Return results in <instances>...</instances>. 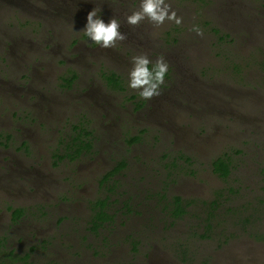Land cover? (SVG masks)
Wrapping results in <instances>:
<instances>
[{
	"label": "rangeland",
	"instance_id": "obj_1",
	"mask_svg": "<svg viewBox=\"0 0 264 264\" xmlns=\"http://www.w3.org/2000/svg\"><path fill=\"white\" fill-rule=\"evenodd\" d=\"M92 1L0 0V264H247L241 244L264 264V0H167L180 25L148 22L102 50L82 31ZM147 41L168 52L165 82L182 94L167 93L156 121L133 111L135 90L99 76ZM100 96L118 101L95 108ZM80 128L92 141L82 153ZM226 153L235 171L222 178L212 162ZM112 158L127 165L104 182ZM240 184L239 198L213 204ZM176 195L182 217L170 214ZM106 198L115 216L94 229L92 204Z\"/></svg>",
	"mask_w": 264,
	"mask_h": 264
},
{
	"label": "flooded vegetation",
	"instance_id": "obj_2",
	"mask_svg": "<svg viewBox=\"0 0 264 264\" xmlns=\"http://www.w3.org/2000/svg\"><path fill=\"white\" fill-rule=\"evenodd\" d=\"M120 2H123L124 1V3H128L129 1L131 2V4H135V10H137L138 8H139V5H140V3H141V1H138L137 2V0H119ZM92 2H95L96 4L95 5H93L95 8H96V10H97V14L100 16V18L101 19H103L106 23H108V22H110V20L113 18V17H115L116 19H118L119 20V22H120V24H121V31L122 32H128V34L129 35H127V37L128 38H130L131 39V36H132V38L134 37V38H136L137 39V37H136V35L137 34H140V31L142 30V27L143 26H145V24L146 25H148V21H144V22H142L139 26H135V27H133V26H130V25H128L127 23H126V17L128 16V15H130L133 11H135V10H132V9H130L129 7H133L130 3H128L126 6H124L123 4H119L118 2H116L115 0H93ZM110 6V7H109ZM107 7H109V8H107ZM107 8V9H106ZM91 10H93V9H91ZM111 12V15H109L107 12ZM86 20V19H85ZM86 22H87V20H86ZM124 32V33H125ZM135 32V33H134ZM143 34H144V32H143ZM139 38V37H138ZM127 40V39H126ZM177 41H179L180 42V40H177ZM177 41H176V39L174 38V39H172L171 40V42H166V44H169L170 46H171V49H169V51H172V53H173V51L175 50V48H176V46H174L176 43H177ZM78 42V41H77ZM76 42V43H77ZM92 43V42H91ZM142 46H144V47H146L145 48V53L144 54H147V56L148 57H150L153 61H155L158 57H160L161 55L165 58V57H167L168 55H167V51L166 50H162L161 48L160 49H158L157 48V46H156V43L155 42H148L147 41V43L146 42H144V43H142V42H139ZM133 46H135L134 44H133ZM78 46L76 45V48H77ZM92 48H98V49H104V48H102V47H100L99 45H95V44H93L92 43ZM136 51H137V55L138 54H140V52H139V49H136ZM131 50H129L128 52H126L125 53V55L127 56V57H129V59H126L125 60V62H126V65L125 66H127V72L129 73V71L131 70V68H132V62H131ZM166 54V55H165ZM77 56H75V58H76ZM118 59V58H117ZM70 61H71V59H70ZM114 63L116 62V69H102V67L100 68V74H99V76H100V79L103 81V84H104V86H106V87H111V88H113V89H115V90H118V91H120V92H126L127 90H128V79H125L126 78V71H125V66H123V67H121L120 65H122L121 63L122 62H120L119 60H116V61H113ZM118 62H120V63H118ZM169 66L171 67V63L169 62ZM117 67H119V68H121V69H118ZM150 67H151V65H150ZM172 67L168 70V74H167V76H166V78L165 79H167V80H170L171 79V74H170V71H172ZM112 73H116L118 76H120V78L123 80V87H121V88H116V87H113L112 85H110V83H109V81H108V78H107V75H110V74H112ZM127 73V74H128ZM73 77L75 76V78L77 77H79V75H78V73H76V72H73ZM74 78V79H75ZM168 83H164V85H162L161 86V95H159V96H157V97H154L152 100H150V101H148V100H144V99H142V98H140L139 97V95H138V93H137V91L135 92V93H133V94H130V95H127V101L131 104V106L132 105H134L135 106V110H133V111H140V110H142V111H144V113H146V114H144L145 116H148L147 118H150V117H154V121H156L158 118H157V114L156 115H154V116H152V114H154V112H157V113H159L160 114V117L161 116H163V110H164V108H165V105H168V103H166V102H163L165 99H166V95H167V93L168 92H173L174 91V95H176V96H182V94H181V91H178V90H175V89H178L177 87H173V86H168L167 85ZM173 88V89H172ZM184 91V90H183ZM103 97H101L100 96V98L97 100V102L96 103H94V107L95 108H106V105L107 106H110V107H112V103L113 104H115L116 105V103H117V99L116 100H114V97L113 98H107V100H108V104L109 103H111V105H108L107 104V102L105 103V102H101V101H104L103 99H102ZM109 100H114V101H109ZM120 103H121V100H120ZM157 103V105H155ZM107 109V108H106ZM121 109H127V107L125 106V104H123V105H121ZM131 108H129L128 107V111L131 113ZM149 111V113L147 114V112ZM165 114V113H164ZM102 115L103 116H108L107 114H104V113H102ZM127 117V116H126ZM128 118H133V115L131 114L130 116H128ZM147 118H144V117H142L141 119H147ZM134 137H131L128 141H127V139H126V141H127V143H129V141H132V139H133ZM136 142V141H135ZM135 142H133V143H135ZM227 154V153H226ZM112 155H110V157H111ZM124 157V155H121L120 156V158H123ZM119 158V159H120ZM119 159H110L111 161H114V162H117ZM178 159V158H177ZM124 160V159H123ZM122 160V161H123ZM122 161H120V162H122ZM117 163H119V162H117ZM126 165H127V162H126ZM233 165V164H232ZM212 167H213V162H212ZM124 168H125V166H124ZM123 168V169H124ZM123 169H121L120 170V172H122L123 171ZM234 171H235V168H234V166H232V168H231V172H230V174H229V176H227L226 178H229L233 173H234ZM214 172V171H213ZM215 173V172H214ZM216 174V173H215ZM116 175H118V174H116ZM218 175V174H217ZM219 176V175H218ZM244 186V185H243ZM241 184H240V186L239 185H236V187H235V189H233V188H231V187H228V189H227V191H226V193H228V196H229V198L230 197H232L231 198V200L232 199H237V198H239L240 197V195L242 194V193H244L243 191H242V187H243ZM176 196H178V195H176ZM175 196V197H176ZM236 196H239V197H236ZM259 201H260V203L261 204H263L264 203V199L263 198H261L260 197V199H259ZM131 208V209H130ZM227 208L225 209V212L226 213H228L227 212ZM231 210V209H230ZM133 211V208L131 207V205L129 204V203H127V204H125V207L123 208V212H121V214L122 213H124V215L127 213H130V212H132ZM172 215V217H176V216H173V214H171ZM226 243H223V246L222 247H224V245H225ZM133 245H135V242L133 243ZM243 245L241 244V245H239L238 247H237V249H236V251H241V253L243 254V253H248V255H249V253H250V255L249 256H244V257H246L247 259H246V263L247 264H254V262H255V259H256V255L255 254H253V252L254 251H256V249H253V248H255L254 246H250V247H242ZM134 250H136V248L134 249ZM148 255V254H147ZM146 255V257H149V259L150 258H152V256H151V254L149 255V256H147ZM113 257H117V256H113ZM152 260H154V259H152ZM254 261V262H253Z\"/></svg>",
	"mask_w": 264,
	"mask_h": 264
},
{
	"label": "clouds",
	"instance_id": "obj_3",
	"mask_svg": "<svg viewBox=\"0 0 264 264\" xmlns=\"http://www.w3.org/2000/svg\"><path fill=\"white\" fill-rule=\"evenodd\" d=\"M144 21L156 27L163 25L165 21L180 25L182 17L177 15L167 0H141L139 8L126 17V23L135 27ZM82 31L93 44L102 48H115L119 41L127 39V34L121 31L119 20L113 17L106 23L97 14L96 8L88 13L87 23ZM192 31L203 36V29L199 25H193ZM131 62L133 66L128 73V87L148 101L161 95V86L164 85L169 70L165 58L161 55L153 62L147 54H138L131 58Z\"/></svg>",
	"mask_w": 264,
	"mask_h": 264
},
{
	"label": "trees",
	"instance_id": "obj_4",
	"mask_svg": "<svg viewBox=\"0 0 264 264\" xmlns=\"http://www.w3.org/2000/svg\"><path fill=\"white\" fill-rule=\"evenodd\" d=\"M216 32L218 33L217 30H216ZM74 78H75V76L72 78V80ZM107 78H108L110 85H112L113 87H116V88L123 87V80L116 73H112L110 75H107ZM90 134L91 133L88 132L85 128H80V130L76 136L75 145H74L78 149L77 151L79 153H82L85 150L91 149L92 141L90 139H88V136ZM81 135H83V138L81 140H78ZM138 140H139V136H135L131 142L133 143V142L138 141ZM125 165H126V161L123 160L115 168H113L109 174L105 175L103 181L108 182L109 178H111L113 175H116L117 173H119L120 170L123 169ZM232 166H233L232 161H231V158L229 157L228 154L221 155V156H219L213 160V170L216 174H218L222 178H226L227 176H229ZM231 188H233V187H231ZM227 198H229L228 193H226V192L225 193H218L216 200L213 201V204H218V207H220L219 204L221 205L222 201L223 200L226 201ZM168 205H171L170 214H173V216L182 217L187 212V203H185L183 198L179 195L174 197L171 201H169ZM92 207H93V213H94L93 214V220H92V223H93L92 228L96 229V226H98V225L104 226L106 222L113 220L115 214L110 213L109 199L108 198L98 199L97 201L93 202ZM216 207H217V205H216ZM216 207H213V211L210 210L209 216L215 215V211L217 210ZM226 208L228 209L227 212H229L231 209L230 206H228V207L226 206L225 209ZM22 213H23L22 208H16L13 212V214H14L13 218L15 220H18ZM247 223H249V222H247ZM211 227L212 226L210 224H208L207 228L210 229ZM24 260H25L24 261L25 264H31L30 262H28V260L26 258Z\"/></svg>",
	"mask_w": 264,
	"mask_h": 264
}]
</instances>
